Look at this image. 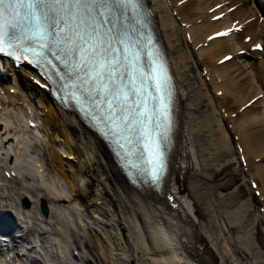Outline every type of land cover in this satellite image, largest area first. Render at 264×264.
Instances as JSON below:
<instances>
[{"label":"bare ground","instance_id":"obj_1","mask_svg":"<svg viewBox=\"0 0 264 264\" xmlns=\"http://www.w3.org/2000/svg\"><path fill=\"white\" fill-rule=\"evenodd\" d=\"M217 1L200 0L198 5L186 1L184 11L195 15ZM249 4L229 11L222 21H207L208 27L216 28L234 16L244 17ZM153 8L161 20L162 34L173 48L169 54L181 94L178 98L183 103L180 110L183 127L165 185L166 188L181 192L183 203L179 215L175 217L166 212L161 202L131 187L100 139L90 134L76 117L54 109L47 94L18 71L13 72V83L8 82L5 72L1 74L0 88L4 93L0 94L3 110L0 111V166H6L7 156L11 158L13 155L14 163L18 159L20 167L21 161L26 165L31 162L30 155H39L44 172L37 178H31L32 182L24 184L23 190L13 186V200L18 201L16 193L28 199L29 211H21L20 214L26 217L25 222L31 220L32 227L36 226L35 219H39L38 209L37 213L34 210L37 208L35 202H45L47 209L42 215L49 217L46 224L60 225L58 232H52L57 237L56 241L44 235L43 231L39 233L45 238L44 244H50L49 248L67 253L64 239L68 229L76 233L78 230H87L92 237L91 242L78 241V246L91 247L95 261L92 264H240L239 260L243 264H264L262 226L255 208L259 200L264 205V161L248 162L256 153H263V150L259 151L264 148V109L248 106L231 119L237 131L236 140L246 159L244 171L238 150L227 131V120L211 106L214 97L209 94L199 76L191 49L177 40V28L164 3L154 0ZM167 22L170 23L169 28H166ZM202 24H192L196 36L204 33L200 29ZM262 30L264 26L254 22L248 29L254 38ZM240 37L232 34L212 39L200 48L203 60L207 62L223 51L234 50ZM217 69L223 77L219 86L225 93V102L233 97L234 103L238 100L241 103L264 89V57L254 66L241 55H236L218 65ZM11 85L15 86L14 92L8 91ZM247 88L249 94L237 98ZM18 98L32 105L37 118V124L32 129H27L19 117V106L14 102ZM44 106L46 111L42 112ZM193 128L196 129L195 133L192 132ZM205 140L207 143H203ZM199 144L202 145L200 150ZM205 146L208 149L204 152ZM63 151L71 153L72 158L62 157ZM248 178L255 180L254 187L258 193L253 191L254 187L250 186ZM212 180L215 181L214 186ZM203 185L210 186L219 197H223V193H232L233 199L238 200L237 209L234 208L232 212L237 213L238 218H228L226 210L224 214L209 210L203 197ZM227 187L230 188L223 190ZM222 201H225L224 198L219 200ZM235 219H240L239 227H244L242 235H238L240 239L244 236V244L241 240L234 244L229 241L233 237V230L237 231ZM219 235L223 236L222 241ZM246 241L254 245L253 260L240 253L241 247H248ZM224 244H227L226 248ZM201 246L209 250L208 260H200ZM81 253V257L86 258ZM52 256L50 261L65 264L62 258L54 254Z\"/></svg>","mask_w":264,"mask_h":264},{"label":"snow or ice","instance_id":"obj_2","mask_svg":"<svg viewBox=\"0 0 264 264\" xmlns=\"http://www.w3.org/2000/svg\"><path fill=\"white\" fill-rule=\"evenodd\" d=\"M102 2L103 0H0V12L6 3L25 4L30 9L28 15L34 20L43 18L49 21L47 29L39 28L31 35L23 37L28 46L21 43V38L16 35L15 26H13L11 40L7 42L3 32L0 31V53L7 52L10 56L24 60L31 55L37 62L46 60V53L56 59L66 57L64 62L70 66L79 81L77 87H88L90 84L89 95L92 96V93H95V96H92V103L97 108L106 104L112 117L124 113L120 119L128 122L129 131H134L135 123L130 120V117L144 115L143 112L135 111V108L144 101L139 99L142 89L135 86L136 76L132 75L129 79L133 65L129 54L123 48V41L116 40L113 43L115 38L108 40L107 43L99 41V29L93 26L92 33L97 34V40H94L92 35L82 33L80 26L73 23L81 13L90 15L93 11L102 20L105 19L106 14L111 11L109 8L92 7ZM132 2L133 0H112L114 5ZM232 30L227 29L215 35L226 36ZM256 47L260 46L256 45ZM118 53H124V55L121 57ZM228 59L231 57L226 56L225 60ZM81 72L85 73L84 77L80 76ZM126 79H129L128 85L124 84ZM158 173L159 169L155 168L153 176L158 177Z\"/></svg>","mask_w":264,"mask_h":264},{"label":"rangeland","instance_id":"obj_3","mask_svg":"<svg viewBox=\"0 0 264 264\" xmlns=\"http://www.w3.org/2000/svg\"><path fill=\"white\" fill-rule=\"evenodd\" d=\"M234 89H236L235 87H234ZM248 89L249 88H247L243 93L244 94H239L238 96H237V98L238 97H242L243 95H248L249 94V92L250 91H248ZM232 102H234V100L232 101ZM180 127H183V118H182V122H181V124H180ZM181 129V128H180ZM204 142H206L207 143V141L205 140V141H203V143ZM206 149H208V147H204V152L206 151ZM263 150V151H262ZM259 151V150H258ZM263 152L264 153V148H262L259 152ZM208 153H206V155H207ZM257 154V153H256ZM209 157V156H208ZM178 164H179V160H178V162H177V166H178ZM222 174V173H221ZM187 178V177H186ZM214 183H215V181H211V184L214 186ZM230 187H227V188H224L223 190H227V189H229ZM203 189V190H202ZM201 190L202 191H204L205 193H204V195H203V197L205 198V202H207V205L208 206H211V208L215 211V213H219V214H224V211L226 210V212H225V214H227L229 217L228 218H238V216H237V213H234V212H232V210H234V208H236L237 209V207H236V205H237V203H238V200L237 199H233V195H232V193H227L228 195H230V196H228V195H226L225 193H223L222 195H223V197H219V196H217V194L215 193V191L210 187V186H205V185H203V188H202ZM231 197V198H230ZM224 198V202L222 201V202H219V200H221V199H223ZM228 198V199H227ZM231 199V200H230ZM203 201V200H202ZM229 201V202H228ZM230 201H231V203H230ZM235 202V203H234ZM230 206H232V207H230ZM235 221H237L236 223H237V226H236V228H237V231H234L233 230V237L232 238H230L229 239V241L231 240L232 241V244H234V243H236V241H240L241 240V242L244 244V240H243V238H244V236H242V239H240L239 238V236L238 235H242V233H243V229H244V227L243 228H241V227H239L240 226V223H239V221H240V219H235ZM80 223H82V222H80ZM239 227V228H238ZM68 230H70V229H68ZM241 230V231H240ZM78 233V234H77ZM71 232L70 231V233L68 232L67 233V235H68V237H69V239H70V241L71 242H73L76 246L75 247H77L78 245H77V243H78V238H79V240L80 241H82V242H87V243H90L91 242V235H90V233L86 230L85 231V229H82L81 231H79L78 230V232ZM216 233H218V231L216 230ZM215 232L213 233V235L214 236H216L215 234H216ZM77 234V235H76ZM79 235V236H78ZM225 236H227L226 234H225ZM67 237V238H68ZM76 238V239H75ZM77 240V241H76ZM230 243V242H229ZM246 243H247V241H246ZM247 245H248V247H246L245 245L243 246V247H241V249L242 250H240V253L241 254H243V255H245L246 257H247V259H252L253 260V255H254V253H255V248H254V245H251V244H248L247 243ZM88 247V246H87ZM86 247V250L88 251V255H91L92 254V249H91V247H88L87 248ZM258 247V249H259V252H260V247H259V245L257 246ZM244 251V252H243ZM230 253H231V251H230ZM244 256V257H245ZM91 257V259H92V257L93 256H90ZM94 259V258H93ZM241 260H239V263L240 264H243V263H241L240 262ZM92 263H95V261L94 260H91V261H88V260H86L85 262H84V264H92Z\"/></svg>","mask_w":264,"mask_h":264}]
</instances>
